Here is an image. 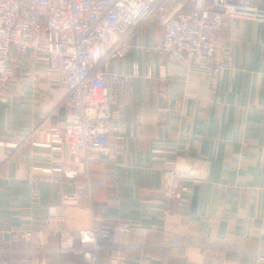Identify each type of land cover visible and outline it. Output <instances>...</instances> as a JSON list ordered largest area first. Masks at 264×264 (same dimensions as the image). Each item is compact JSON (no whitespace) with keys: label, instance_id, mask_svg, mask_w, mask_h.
<instances>
[{"label":"crops","instance_id":"0c3cea01","mask_svg":"<svg viewBox=\"0 0 264 264\" xmlns=\"http://www.w3.org/2000/svg\"><path fill=\"white\" fill-rule=\"evenodd\" d=\"M161 40L153 17L128 40L126 57L101 65L109 145L88 180L67 176L75 169L67 147L46 145L50 129L64 125L59 70L10 51L18 96L0 101V264H86L57 250V230L79 243L95 218L131 227L98 264H264V22L225 20L220 54L230 62L217 75L161 70ZM112 72L127 76L121 88ZM163 161L189 176L187 208L165 200ZM19 226L40 240L13 232Z\"/></svg>","mask_w":264,"mask_h":264},{"label":"built area","instance_id":"2783aa9c","mask_svg":"<svg viewBox=\"0 0 264 264\" xmlns=\"http://www.w3.org/2000/svg\"><path fill=\"white\" fill-rule=\"evenodd\" d=\"M162 31L156 48L165 66L185 72L217 75L230 57L220 54L226 19L264 22V5L253 0H0V101L18 96L16 73L10 51L18 57L31 53L59 70L67 93L61 102L64 125L51 128L46 145L53 150L67 147L75 169L68 177L90 178L89 167L107 152L112 118L110 88L101 65L129 53L128 40L151 18ZM27 71L21 77L32 76ZM132 77L139 76L132 65ZM124 73L110 74L113 87L121 88ZM164 77V74H161ZM163 194L176 208H187L183 194L190 191L189 176L171 162H162ZM60 223L63 218L51 217ZM13 232L25 237L40 232L19 226ZM131 227L93 219L86 240L59 228L58 251L81 256L86 264H98L100 254L127 236ZM40 240V238H39ZM258 261L264 262V253Z\"/></svg>","mask_w":264,"mask_h":264},{"label":"water","instance_id":"95a60500","mask_svg":"<svg viewBox=\"0 0 264 264\" xmlns=\"http://www.w3.org/2000/svg\"><path fill=\"white\" fill-rule=\"evenodd\" d=\"M198 192H199V186L195 185L193 187L191 202H190V211L194 212L197 206V199H198Z\"/></svg>","mask_w":264,"mask_h":264},{"label":"rangeland","instance_id":"374dc122","mask_svg":"<svg viewBox=\"0 0 264 264\" xmlns=\"http://www.w3.org/2000/svg\"><path fill=\"white\" fill-rule=\"evenodd\" d=\"M32 56H33V55H32ZM33 60L37 61V60L34 58V56H33ZM16 79H17V78H16ZM16 79H14V81H13V86H14L15 89L17 88V82H16Z\"/></svg>","mask_w":264,"mask_h":264}]
</instances>
